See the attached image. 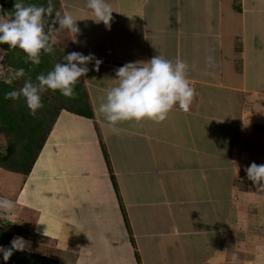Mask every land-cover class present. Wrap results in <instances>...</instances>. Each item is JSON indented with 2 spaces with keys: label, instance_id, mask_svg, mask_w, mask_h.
<instances>
[{
  "label": "crops",
  "instance_id": "1",
  "mask_svg": "<svg viewBox=\"0 0 264 264\" xmlns=\"http://www.w3.org/2000/svg\"><path fill=\"white\" fill-rule=\"evenodd\" d=\"M56 1L79 31L53 23L52 42L101 61L79 78L93 116L61 109L28 174L0 166L11 240L58 264H264V190L245 172L264 164L263 0H107L108 25ZM155 55L186 61L189 110L109 125L115 69Z\"/></svg>",
  "mask_w": 264,
  "mask_h": 264
},
{
  "label": "clouds",
  "instance_id": "2",
  "mask_svg": "<svg viewBox=\"0 0 264 264\" xmlns=\"http://www.w3.org/2000/svg\"><path fill=\"white\" fill-rule=\"evenodd\" d=\"M13 7L15 11L10 14L11 18L0 21V44L7 43L10 48L23 50L26 60L34 65L40 64L42 52L54 51L49 31L52 23H58V29L66 28L73 33L79 31L77 19L67 12L61 14L56 11L52 0H48L46 7L36 4L25 6L22 0H16ZM87 7L95 14L96 21L109 24L113 8L107 0H88ZM93 60V67L98 70L101 61L95 54L69 52L46 74H38L36 82L28 78L19 89L6 92L5 99L23 97L30 115L35 116L37 110L43 107L42 94L46 90H59L66 97L73 96L78 79L90 70L88 64ZM187 69L186 61L180 58L173 61L160 55L143 63L128 62L115 69L116 83L106 90L98 105V112L111 126L123 121L140 122L144 119L161 122L175 106L187 112L195 96V89L187 77ZM24 71L23 68L17 69L14 77L4 82L11 84L12 79L23 76ZM245 172L254 185L264 190V164L253 161L245 167ZM14 208L13 200L0 198V215L10 214ZM10 243V247L0 245L4 261L14 251L24 250L27 244L19 236L14 237ZM236 259L234 254L233 260Z\"/></svg>",
  "mask_w": 264,
  "mask_h": 264
},
{
  "label": "trees",
  "instance_id": "3",
  "mask_svg": "<svg viewBox=\"0 0 264 264\" xmlns=\"http://www.w3.org/2000/svg\"><path fill=\"white\" fill-rule=\"evenodd\" d=\"M15 2L14 0H1L0 5L6 16L11 17L10 9L15 11L13 7ZM22 2L24 5L29 3L46 7L48 0H22ZM52 3L56 10L58 2L52 0ZM0 47L6 53L3 58L4 63L13 66L15 71L19 68L25 70L24 75L20 79H14L11 84L5 83V79L0 77V133H4L8 137V152L6 154L0 152V166L11 171L28 174L61 109L68 108L86 116H93V110L85 85L80 79H78L74 95L71 97L62 95L59 90H46L45 97L44 93L42 94L43 107L37 110L35 116L30 115V110L23 97L16 100L5 99L6 92L22 87L25 79L31 78L33 82H36L38 74H46L67 53L60 51L53 43L54 51L52 53L42 52L40 64L34 65L31 61L26 60V54L18 47L10 48L7 43L0 44ZM18 230H20L18 226L10 223H7L5 227L0 226V245L10 247L12 235ZM0 264H58V261L49 256L17 250L7 261L3 260L1 253Z\"/></svg>",
  "mask_w": 264,
  "mask_h": 264
},
{
  "label": "rangeland",
  "instance_id": "4",
  "mask_svg": "<svg viewBox=\"0 0 264 264\" xmlns=\"http://www.w3.org/2000/svg\"><path fill=\"white\" fill-rule=\"evenodd\" d=\"M14 1H16V0H14ZM237 1V0H236ZM0 4H1V0H0ZM29 3H25V6L26 5H28ZM238 4V3H237ZM260 7H259V9L260 10H263L264 11V0L262 1V2H260ZM236 5V4H235ZM9 12H10V14L11 13H14V10H9ZM236 15V17H238V15L237 14H235ZM11 17H9V16H6L5 15V13H3V10H2V8H1V5H0V21H3V20H5V19H10ZM51 34V33H50ZM51 37H52V34H51ZM261 35H259L258 37H257V40L260 42V40H261ZM52 39V38H51ZM57 46V45H56ZM58 47V49L60 50V51H62V52H66V53H68V51H66V50H64V49H62V46H57ZM64 47V46H63ZM5 50L4 49H2L1 47H0V77H2V78H4V79H8V78H12V77H14V74H15V69L13 68V66H9V65H7L6 63H4V61H3V58H4V56H5ZM238 54V52L237 53H235L234 55H237ZM241 59H239V57H234V63H232V65H233V67H234V69H239V65L241 64V61H240ZM14 79H20V77L19 78H13L12 79V81L14 80ZM46 93V92H45ZM45 93L43 94V96L45 97ZM49 93H51V92H49ZM52 94V93H51ZM43 136V135H42ZM8 137L4 134V133H0V152H3L4 154H6L7 152H8V150H7V145H8ZM260 164H262V162H260ZM0 226L1 227H5V226H7V222H6V220L3 218V216H1L0 215ZM0 259H1V253H0Z\"/></svg>",
  "mask_w": 264,
  "mask_h": 264
}]
</instances>
